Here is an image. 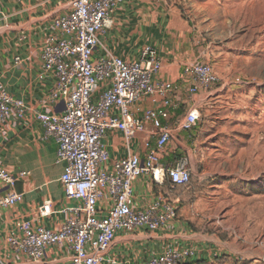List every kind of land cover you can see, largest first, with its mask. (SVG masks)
<instances>
[{
  "label": "built area",
  "instance_id": "2783aa9c",
  "mask_svg": "<svg viewBox=\"0 0 264 264\" xmlns=\"http://www.w3.org/2000/svg\"><path fill=\"white\" fill-rule=\"evenodd\" d=\"M124 1L71 0L70 10L52 20L41 44L39 78H55L48 96L52 101L63 100L65 110L59 114L38 112L35 118L46 137L58 144L56 162L65 163L60 182L66 198L75 204L67 208L70 215L56 229L28 219L10 231L9 246L32 264H46L47 250L57 246L71 253L69 264L116 263V259H107L106 253L119 231H157L179 216L178 201L164 192L138 207L135 181L150 175L155 185L168 183L173 193L191 183L193 170L188 158L177 154L179 147L172 155L169 150L179 132L191 131L201 119L200 105L193 96L200 88L209 90L219 84L220 77L210 62L186 63L183 77L188 82L190 106L176 119V85L154 80L164 64L155 47L146 45L139 60L111 53L95 57L100 35L111 28L112 15ZM146 97H160V105L136 115L134 105ZM26 111L24 100L11 95L0 80V129L13 116L23 118ZM109 130L121 132L128 142L146 133L144 157L129 152L111 161L104 143ZM167 155L170 158L166 159ZM28 175V171H20L16 176L0 167V179L5 183L14 184L17 177ZM22 199L17 192L0 195V211ZM50 211L47 202L40 214ZM196 256L195 247L170 245L151 253L141 264H187Z\"/></svg>",
  "mask_w": 264,
  "mask_h": 264
},
{
  "label": "crops",
  "instance_id": "0c3cea01",
  "mask_svg": "<svg viewBox=\"0 0 264 264\" xmlns=\"http://www.w3.org/2000/svg\"><path fill=\"white\" fill-rule=\"evenodd\" d=\"M70 1L0 0V80L11 95L23 99L27 105L23 118L13 116L0 129V167H6L16 176L20 171L29 172L26 177H17L16 181H22V186L18 187L0 179V195L10 192L23 195L17 205L0 211V264H32L24 254L15 252L8 244V235L18 222L37 219L38 225L56 229L70 215L67 208L75 204L66 198L60 182L65 163L56 162L58 144L54 138L46 137L44 127L35 118L38 112L59 114L65 110L63 100L52 101L48 96L55 78H39L42 69L40 47L52 20L70 10ZM112 18L111 28L99 37L100 44L94 56L111 53L127 60H139L146 45L155 47L164 64L154 80L174 82L179 107L173 110V115L176 119L181 117L190 106L183 67L192 61L202 62L201 58L206 57L191 21L175 1L169 0H125ZM203 90L206 89L200 88L193 96L199 105L200 98L205 95ZM160 100V97H146L134 105L133 110L136 115H141L145 109L158 107ZM146 137V133H141L128 142L121 132L107 131L104 143L111 161L125 157L129 152L144 157ZM141 181H135L134 187L138 207L151 201L157 193L164 192L178 201L179 216L157 231H119L106 258L116 259L113 264L122 261L141 264L151 253L179 245L197 249V256L187 264L219 262L225 252L213 246L210 237L190 230L180 217L182 205L193 200L173 193L168 183L155 185L150 175H145ZM47 202L51 211L42 216L41 207ZM70 258L71 253L65 247H50L45 263L69 264Z\"/></svg>",
  "mask_w": 264,
  "mask_h": 264
},
{
  "label": "rangeland",
  "instance_id": "374dc122",
  "mask_svg": "<svg viewBox=\"0 0 264 264\" xmlns=\"http://www.w3.org/2000/svg\"><path fill=\"white\" fill-rule=\"evenodd\" d=\"M169 1L220 77L203 90L200 121L169 150L179 147L193 170L175 191L193 200L180 217L228 253L216 264H264V0Z\"/></svg>",
  "mask_w": 264,
  "mask_h": 264
},
{
  "label": "water",
  "instance_id": "95a60500",
  "mask_svg": "<svg viewBox=\"0 0 264 264\" xmlns=\"http://www.w3.org/2000/svg\"><path fill=\"white\" fill-rule=\"evenodd\" d=\"M14 184H15L16 187L22 186V181H16ZM18 192H21V191L18 190Z\"/></svg>",
  "mask_w": 264,
  "mask_h": 264
}]
</instances>
